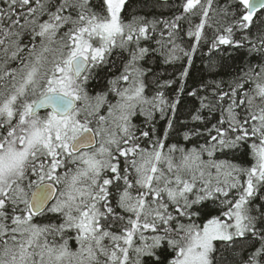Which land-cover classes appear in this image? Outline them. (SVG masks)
Listing matches in <instances>:
<instances>
[{
    "label": "snow or ice",
    "instance_id": "6c2138e0",
    "mask_svg": "<svg viewBox=\"0 0 264 264\" xmlns=\"http://www.w3.org/2000/svg\"><path fill=\"white\" fill-rule=\"evenodd\" d=\"M0 264H264V0H0Z\"/></svg>",
    "mask_w": 264,
    "mask_h": 264
},
{
    "label": "trees",
    "instance_id": "16d2710c",
    "mask_svg": "<svg viewBox=\"0 0 264 264\" xmlns=\"http://www.w3.org/2000/svg\"><path fill=\"white\" fill-rule=\"evenodd\" d=\"M164 0H160V4H163ZM139 7V5H137ZM147 13H154L156 15H168V9L166 7H155L153 8L152 3H149L147 8H143L141 10V14ZM206 51V49L204 50ZM207 56L202 55V53H198L196 56L193 57L194 64L189 69L190 76L187 79V84L189 88L196 87L197 84L201 79L207 80L210 78L219 79L220 77H210L208 73L205 71L206 65H207ZM255 59V58H254ZM229 63H232V61H228ZM154 68V71L160 76L161 80H168V79H174L179 76L180 71L183 70V67L185 66V61H177L173 64H163V63H155L152 65ZM223 78L225 80L229 79L227 75H224ZM179 84V80H177L176 84L172 86V88L165 89V94L168 96H171L174 93L175 88ZM197 102L192 97H187L184 106L181 110V117L185 116L189 109H191L194 105H196ZM198 106V105H197ZM143 118L139 117L137 118V123H139ZM164 122L161 121V126H163Z\"/></svg>",
    "mask_w": 264,
    "mask_h": 264
}]
</instances>
